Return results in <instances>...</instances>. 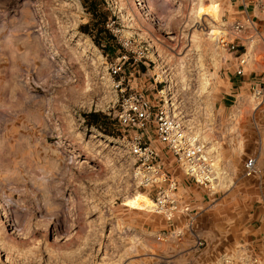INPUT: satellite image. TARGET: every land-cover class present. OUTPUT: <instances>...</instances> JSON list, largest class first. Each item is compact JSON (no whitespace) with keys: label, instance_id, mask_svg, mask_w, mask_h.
Here are the masks:
<instances>
[{"label":"rangeland","instance_id":"rangeland-1","mask_svg":"<svg viewBox=\"0 0 264 264\" xmlns=\"http://www.w3.org/2000/svg\"><path fill=\"white\" fill-rule=\"evenodd\" d=\"M235 1H98L111 37L100 35L97 47L79 30L90 18L80 0H0V264L214 263L204 241L229 238L264 201L249 191L263 187L262 169L255 163L258 175L245 176L242 167L257 133L245 109L259 105L233 75V53L215 41L232 37ZM119 40L133 50L120 68L126 88L171 101L215 156L210 191L161 150L151 126L145 133L196 213L180 239H156L182 218L151 211L153 191L131 178L107 70L123 52ZM90 111L105 119L101 127L85 122ZM192 233L203 245L186 257Z\"/></svg>","mask_w":264,"mask_h":264},{"label":"built area","instance_id":"built-area-1","mask_svg":"<svg viewBox=\"0 0 264 264\" xmlns=\"http://www.w3.org/2000/svg\"><path fill=\"white\" fill-rule=\"evenodd\" d=\"M256 2L264 9V0ZM241 28V23L233 22L231 38L223 37L221 34L215 38L217 46L233 53L235 63L233 75L237 77L244 74L245 67L250 61L246 50L239 51L235 40ZM118 44L123 52L116 57L117 62H110L107 65V70L117 96L116 122L121 130L126 132L124 146L132 159L131 178L137 187L150 188L153 191L150 196L151 211L160 214L166 221L174 222L178 217L182 218L181 226L158 234L156 239L161 240L164 237L180 239L183 228L192 230L195 213L191 212L189 203L178 195V180L164 167L162 159L145 133L151 126L153 136L160 144L161 150L176 162L183 174L194 184L210 191L215 180L213 156L209 154L207 144L199 135L187 129L183 120L173 113L171 101L162 98L161 103L155 104L146 96L126 88L125 77L121 74L120 68L133 50L129 48V41L119 40ZM132 59L135 61V58ZM248 87L255 105L263 103L264 72L250 79ZM242 167L245 176L258 173L253 157L245 158ZM192 234L195 246H202V239L196 233ZM213 264H258V258L246 252L238 254L227 252L219 255Z\"/></svg>","mask_w":264,"mask_h":264},{"label":"crops","instance_id":"crops-1","mask_svg":"<svg viewBox=\"0 0 264 264\" xmlns=\"http://www.w3.org/2000/svg\"><path fill=\"white\" fill-rule=\"evenodd\" d=\"M233 4L230 11L233 22L242 24L236 43L239 46V51L245 49L250 59L245 67L244 74L240 77L245 85V82L258 77L264 72V9L258 6L256 0H236ZM234 66L235 64H233ZM245 110V117L249 121V123H246V127H253L257 130L254 144H249L245 151L246 158L253 157L254 162L262 169L264 184V102L251 111ZM254 175H258V173ZM185 184L186 181L182 178L181 186H186ZM262 188H259V191H256V188L249 191L254 197L261 196L264 198V185ZM187 199L190 201L189 199L195 198L194 195L190 197L187 194ZM193 203L199 204L200 201H193ZM201 205L203 208L205 206L204 202H201ZM250 210L251 214L248 213L250 218H247L246 221L243 220V222L239 221L233 227L229 238L220 237L215 241H204V246L200 251H204L210 258L215 259L227 252L237 254L246 252L260 256L262 264H264V201L255 205L253 209L250 208ZM197 217L199 218V215ZM184 247H186L184 249L186 250L185 255L189 257L192 253L197 252L201 246L197 247L194 242L186 239Z\"/></svg>","mask_w":264,"mask_h":264},{"label":"trees","instance_id":"trees-1","mask_svg":"<svg viewBox=\"0 0 264 264\" xmlns=\"http://www.w3.org/2000/svg\"><path fill=\"white\" fill-rule=\"evenodd\" d=\"M81 5L89 13V21L79 25V30L88 35L91 41L97 46L101 47L99 39L100 35L106 37V40L110 39V33L105 27L107 18L109 17L107 10H100L98 8V1L103 6V0H80ZM82 116L85 118V122L95 127H101L104 124V118H102L99 112L90 111L83 113Z\"/></svg>","mask_w":264,"mask_h":264},{"label":"bare ground","instance_id":"bare-ground-1","mask_svg":"<svg viewBox=\"0 0 264 264\" xmlns=\"http://www.w3.org/2000/svg\"><path fill=\"white\" fill-rule=\"evenodd\" d=\"M184 122V121H183ZM185 124V123H184ZM185 126H186V124H185ZM187 128V127H186ZM188 129V128H187ZM192 131V130H191ZM194 132V131H193ZM195 133V132H194ZM207 150H208V146H207ZM209 152V151H208ZM209 154L210 155H212L213 156V160H214V167H215V171H214V177H215V180H214V183H213V186H217V182H216V180H217V178H216V160H215V156H214V154H212L211 152H209ZM151 210V209H150Z\"/></svg>","mask_w":264,"mask_h":264}]
</instances>
